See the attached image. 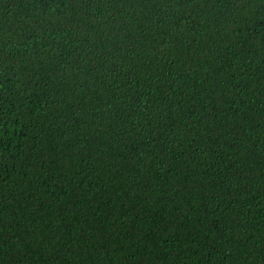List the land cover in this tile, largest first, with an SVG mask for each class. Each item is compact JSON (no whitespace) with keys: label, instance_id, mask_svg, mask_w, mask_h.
<instances>
[{"label":"trees","instance_id":"16d2710c","mask_svg":"<svg viewBox=\"0 0 264 264\" xmlns=\"http://www.w3.org/2000/svg\"><path fill=\"white\" fill-rule=\"evenodd\" d=\"M0 264H264V0H0Z\"/></svg>","mask_w":264,"mask_h":264}]
</instances>
